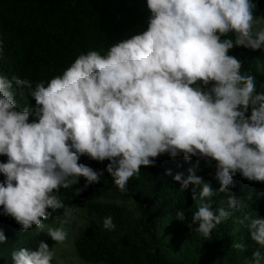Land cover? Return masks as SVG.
<instances>
[{"label":"clouds","instance_id":"obj_1","mask_svg":"<svg viewBox=\"0 0 264 264\" xmlns=\"http://www.w3.org/2000/svg\"><path fill=\"white\" fill-rule=\"evenodd\" d=\"M147 27L105 53H80L60 75L34 83L0 74V215L27 233L35 228L57 245L64 227L45 222L65 209L62 193L80 195L101 182L104 171L121 193L167 155L197 164L174 175L181 192L193 185L201 204L191 216L206 241L244 207L231 189L234 177L264 183V83L241 71L230 51L264 52V15L256 0H146ZM4 42L0 40V59ZM31 100H35L32 106ZM23 105V106H21ZM108 161L95 170L81 157ZM203 161L215 169L216 188L196 174ZM167 175H173L172 170ZM81 178L83 188L76 185ZM65 190L62 192L61 190ZM227 194V208L210 201ZM176 219L184 222L183 210ZM258 248L244 264H264V216L240 221ZM104 228L116 229L111 216ZM193 230V229H192ZM8 239L0 230V244ZM54 247L14 249L12 264H53ZM246 253L248 244L234 241Z\"/></svg>","mask_w":264,"mask_h":264},{"label":"trees","instance_id":"obj_2","mask_svg":"<svg viewBox=\"0 0 264 264\" xmlns=\"http://www.w3.org/2000/svg\"><path fill=\"white\" fill-rule=\"evenodd\" d=\"M256 3L257 14L264 15V0ZM149 14L146 0H0V40L4 42L0 74L34 83L50 80L80 53L96 50L103 54L117 42L142 32ZM229 54L242 62L243 73L256 77L258 86L264 83V74L258 70L264 61L261 51L236 47ZM31 104L35 106V100ZM81 159L97 171L106 169L108 163L87 156ZM6 160L0 157V161ZM196 164V158L189 163L162 155L155 167L142 166L140 178L129 182L127 193L118 190L105 170L101 182L80 195L62 193L65 209L54 211L45 223L53 224L68 212L83 209L87 227L76 238L75 252L86 264H244L258 245L250 240L240 221L248 214L264 216V191L251 194L249 180L234 177L231 191L244 201V207L217 226L206 241L191 223V216L205 203L198 195L200 188H196L194 200L195 186L181 192V183L174 180L177 173L186 178L189 168ZM169 169L173 175H167ZM196 174L219 187L215 169L203 161ZM85 183L81 178L76 187L83 188ZM227 200L228 195L221 193L210 203L214 209L227 208ZM180 210L187 217L184 222L176 219ZM107 216L116 224L114 231L104 228ZM0 230L8 239L0 244V264H12L14 249L27 247L35 251L40 241L45 242L43 232L35 228L21 232V226L11 217L0 215ZM234 241L247 243V252H237Z\"/></svg>","mask_w":264,"mask_h":264},{"label":"rangeland","instance_id":"obj_3","mask_svg":"<svg viewBox=\"0 0 264 264\" xmlns=\"http://www.w3.org/2000/svg\"><path fill=\"white\" fill-rule=\"evenodd\" d=\"M257 1V0H256ZM264 54V52H262ZM260 73L264 74V61L261 62L258 66ZM81 163L87 165L84 160H80ZM250 183V192L251 194H256L260 191H264V183L251 182ZM112 203V202H111ZM121 204V203H119ZM131 203L127 204L130 208ZM134 210V207L131 208ZM63 226L65 231L68 233V240L63 245H56L57 242L51 239L46 233L43 232V237L45 242L50 246L54 247L56 252V257L54 260L55 264H86L76 257L75 252V241L79 234L87 227V220L85 216V211L83 209H76L68 212L64 217L57 219L53 224L49 226Z\"/></svg>","mask_w":264,"mask_h":264}]
</instances>
